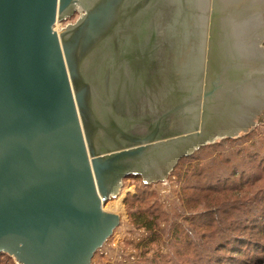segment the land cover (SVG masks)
Listing matches in <instances>:
<instances>
[{
	"label": "water",
	"instance_id": "obj_1",
	"mask_svg": "<svg viewBox=\"0 0 264 264\" xmlns=\"http://www.w3.org/2000/svg\"><path fill=\"white\" fill-rule=\"evenodd\" d=\"M150 17L156 40L195 46L204 36V76L210 30L222 34L215 60L227 69L213 103L204 88L166 134L134 139L116 105L135 115L141 83L118 100L115 84L135 71L128 52L147 41ZM234 23L243 25L239 46ZM263 38L264 0H0V252L23 264H92L119 222L103 204L126 175L163 180L181 156L262 121ZM196 58L181 55L176 66L188 75Z\"/></svg>",
	"mask_w": 264,
	"mask_h": 264
},
{
	"label": "trees",
	"instance_id": "obj_2",
	"mask_svg": "<svg viewBox=\"0 0 264 264\" xmlns=\"http://www.w3.org/2000/svg\"><path fill=\"white\" fill-rule=\"evenodd\" d=\"M256 132L257 127L238 136H226L181 156L172 172L181 178L183 205L172 212L165 213L159 206H143L151 199V190L128 196L131 221L151 231L147 244L160 237L162 217L169 224L175 257L188 258L187 264H229L248 245L264 244L246 237L239 249L228 243L241 241V227L234 223L240 219L247 229L264 235V137L257 138ZM130 175L141 178L140 174L125 177ZM251 188L256 190L252 196ZM216 240L220 241L214 244ZM175 257L143 258L139 264H180ZM254 259L256 256H249L250 261ZM8 261V254L0 252V264Z\"/></svg>",
	"mask_w": 264,
	"mask_h": 264
},
{
	"label": "flooded vegetation",
	"instance_id": "obj_3",
	"mask_svg": "<svg viewBox=\"0 0 264 264\" xmlns=\"http://www.w3.org/2000/svg\"><path fill=\"white\" fill-rule=\"evenodd\" d=\"M74 10L79 9L75 8ZM216 19L214 12V15L212 16V26H214ZM147 21L148 24L144 30L146 32H144V36L147 37V41H142L141 46L138 45V49H130L128 52L129 57L127 58V68H134L135 71L131 74V78L128 77L126 79V82H124L123 85H120V78H118V81L115 84L116 99L118 100V93L120 91L124 90V93L127 94L129 98L130 90L133 93L135 87L141 83V94H143V97L145 98L140 99L137 104V112L135 115L127 114L126 111H129L127 108H125V111L122 109L123 102L121 103V99L118 100L116 105L117 112L122 116L121 122H119L123 131L125 134L130 133L134 136V139L161 137L166 134L172 123H176V117L179 115L178 112L183 110L184 106L187 104L197 102L199 94H204V88L206 99H211L213 103L214 99H217L215 97V92L219 89L221 73L224 75V69H227L226 67L220 69L217 60H215V57L217 58L221 52L217 40L223 35L219 34V32L210 30L208 47L206 50L208 63L204 76V36L201 33L199 35L198 33L195 34L197 36L194 40H198V43L195 44V46H190L189 43H187L188 40L185 41L182 37L179 41H176L174 40L175 36H170L168 34H164L166 38L163 40H156L155 38L161 34L156 31L155 25H150L151 17L148 18ZM150 27L151 33L148 34L147 31ZM165 28L167 31L168 28ZM180 30L183 29L180 28ZM150 53L151 57H149ZM145 55H148V57ZM181 55L182 57H185L186 55H194V57H197L195 61L200 66V69H198V65L196 66L195 63V72L191 70L187 75L186 72H184L185 68L182 67L185 65L176 66V62L181 61ZM152 67L158 72L160 69L164 74L157 75L158 72L154 71L152 74L153 76H151ZM139 68H145V70L140 73L138 72ZM176 79H185L182 83L184 88L178 86L180 82L174 81ZM186 79L188 84H186ZM188 79H190L191 84ZM172 80L174 82H171ZM162 84L165 88L164 91L160 89ZM203 116L204 114L202 113V118ZM200 131H202V126L199 131L197 130L195 132V134Z\"/></svg>",
	"mask_w": 264,
	"mask_h": 264
},
{
	"label": "rangeland",
	"instance_id": "obj_4",
	"mask_svg": "<svg viewBox=\"0 0 264 264\" xmlns=\"http://www.w3.org/2000/svg\"><path fill=\"white\" fill-rule=\"evenodd\" d=\"M76 20H79V13L73 14L69 18L61 20L60 22H62V24H60L58 27H63L64 29V27H66L69 23H76ZM262 46L264 47V38L262 39ZM256 127L259 131L256 132V137L263 138L264 117L262 121L259 120L254 122L253 126L249 130H252ZM249 130H247L246 132H248ZM238 135L241 134H236V136ZM219 139L220 138H218L217 140ZM259 185L262 184L258 183L257 186ZM143 189L151 190L152 192L151 199L145 202L143 206H159L165 213H170L176 207L183 205V189L181 178H179V176L176 175L174 171L172 172V170L166 173V177L163 180L158 179L156 181H151L148 184H145V182H143L142 175L141 178H136L131 175L128 177H124L121 181L119 192L116 193L115 196H111V198H109L103 204V209L114 214H118L119 222L114 228L112 234H110V236L104 242V244L100 246L94 253L92 264H139V261H141L143 258L154 260L159 255L168 257L169 259H173V257H175V247L172 241L173 238H171L168 234L169 224L166 217H162L159 221L158 232L160 237L150 244H147V239L150 237V235L152 236L151 231L144 227H138L131 221L129 217V210L126 204V199L128 198V196L136 195ZM254 189H252L251 191V196L256 191ZM117 196H121V199L119 200V207L116 208L114 207L113 203L116 201ZM157 212L159 213V210H157ZM234 223H239V228H241L238 231L239 234H241L240 237L242 239H240L241 241L228 242L229 245H234L237 247L236 249H239L240 247H243V244H245V237L249 240L253 239L264 243V235L256 233L257 230L252 231L250 229H247L244 226L243 219H240L238 222ZM218 241L220 240H216L214 244H217ZM225 242H227V240ZM250 247L251 246L248 245L245 251L241 253L238 252V254H236V258L238 259L231 258L230 263H228L264 264V244L258 242L256 246H252L251 248ZM248 250L253 251L250 252ZM249 256H256V259L250 261ZM8 258L9 261L6 262L7 264H17L15 261V259H17L16 256L8 254ZM175 258L177 259L176 261L180 264L188 263V258H181L180 256H176ZM190 259L192 261V258ZM221 264H223V262Z\"/></svg>",
	"mask_w": 264,
	"mask_h": 264
},
{
	"label": "clouds",
	"instance_id": "obj_5",
	"mask_svg": "<svg viewBox=\"0 0 264 264\" xmlns=\"http://www.w3.org/2000/svg\"><path fill=\"white\" fill-rule=\"evenodd\" d=\"M233 34H234V38L237 42V45L239 46L243 35V25L240 23H234L233 25Z\"/></svg>",
	"mask_w": 264,
	"mask_h": 264
},
{
	"label": "bare ground",
	"instance_id": "obj_6",
	"mask_svg": "<svg viewBox=\"0 0 264 264\" xmlns=\"http://www.w3.org/2000/svg\"><path fill=\"white\" fill-rule=\"evenodd\" d=\"M60 24H62V22L55 24V25L57 26L56 28H57L58 30L61 29V27L58 28V26H59ZM62 28H63V27H62ZM257 45H260V42H258ZM261 45H262V40H261ZM262 47H263V46H262ZM263 48H264V47H263ZM119 188H120V186H119ZM120 197H121V196H119V197L117 196L116 201L113 203V204H114V207H116V208L119 207V205H120V203H119V202H120L119 200L121 199ZM109 206H110V205H109ZM112 206H113V205H112Z\"/></svg>",
	"mask_w": 264,
	"mask_h": 264
},
{
	"label": "built area",
	"instance_id": "obj_7",
	"mask_svg": "<svg viewBox=\"0 0 264 264\" xmlns=\"http://www.w3.org/2000/svg\"><path fill=\"white\" fill-rule=\"evenodd\" d=\"M55 26H56V25H55ZM58 28H59V27H58ZM55 29L58 31V29H57L56 27H55ZM62 29H63V28H61L60 30H62ZM110 198H111V197H110ZM103 244H104V243H103ZM103 244H102V245H103ZM102 245H101V246H102ZM15 261H16L17 264H23V263L20 262L18 259H15Z\"/></svg>",
	"mask_w": 264,
	"mask_h": 264
}]
</instances>
